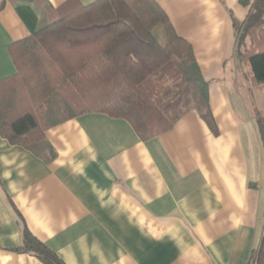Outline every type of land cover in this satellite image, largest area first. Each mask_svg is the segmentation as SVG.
Segmentation results:
<instances>
[{
	"label": "crops",
	"instance_id": "obj_1",
	"mask_svg": "<svg viewBox=\"0 0 264 264\" xmlns=\"http://www.w3.org/2000/svg\"><path fill=\"white\" fill-rule=\"evenodd\" d=\"M93 1L0 0V79L17 71L12 43ZM157 1L210 81L218 134L197 110L146 141L126 119L85 112L46 130L51 162L0 134V264H44L14 250L23 223L66 264H246L260 241L264 83L234 55L233 17L249 6Z\"/></svg>",
	"mask_w": 264,
	"mask_h": 264
},
{
	"label": "trees",
	"instance_id": "obj_2",
	"mask_svg": "<svg viewBox=\"0 0 264 264\" xmlns=\"http://www.w3.org/2000/svg\"><path fill=\"white\" fill-rule=\"evenodd\" d=\"M233 17L235 54L264 83V0ZM157 0H95L9 46L17 71L0 79V134L47 162L57 156L46 130L85 112L126 119L143 141L170 131L197 110L218 134L210 81L192 44L175 31ZM264 149V113L255 111ZM15 251L66 264L26 224ZM246 264H264V230Z\"/></svg>",
	"mask_w": 264,
	"mask_h": 264
},
{
	"label": "rangeland",
	"instance_id": "obj_3",
	"mask_svg": "<svg viewBox=\"0 0 264 264\" xmlns=\"http://www.w3.org/2000/svg\"><path fill=\"white\" fill-rule=\"evenodd\" d=\"M252 89H253V88H252ZM257 109H258V110H260L261 112H263V113H264V109H260V108L256 107V109H255V110H257ZM252 119H253V118H252ZM255 119H256V118L254 117V119H253V122H254V121L256 122V120H255ZM255 122H254V123H255ZM256 124H257V122H256Z\"/></svg>",
	"mask_w": 264,
	"mask_h": 264
}]
</instances>
